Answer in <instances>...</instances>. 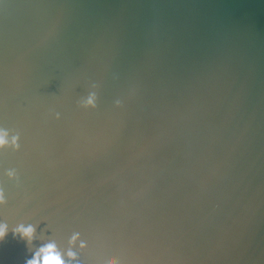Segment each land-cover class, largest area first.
<instances>
[{
    "label": "water",
    "instance_id": "obj_1",
    "mask_svg": "<svg viewBox=\"0 0 264 264\" xmlns=\"http://www.w3.org/2000/svg\"><path fill=\"white\" fill-rule=\"evenodd\" d=\"M0 135V264H264V0H0Z\"/></svg>",
    "mask_w": 264,
    "mask_h": 264
},
{
    "label": "clouds",
    "instance_id": "obj_2",
    "mask_svg": "<svg viewBox=\"0 0 264 264\" xmlns=\"http://www.w3.org/2000/svg\"><path fill=\"white\" fill-rule=\"evenodd\" d=\"M6 144V140L2 135H0V147ZM6 229L0 227V239L5 235ZM23 235L29 239L32 238L34 229L32 227L21 228L20 230ZM72 253H69V256H72ZM28 264H65L64 260L61 257L60 252L57 251V248L54 244H48L46 247L41 248L40 251L36 254L35 259L28 262ZM111 264V262H110Z\"/></svg>",
    "mask_w": 264,
    "mask_h": 264
}]
</instances>
